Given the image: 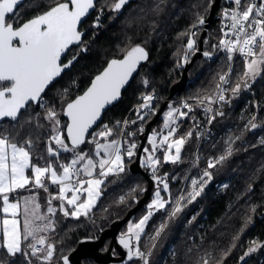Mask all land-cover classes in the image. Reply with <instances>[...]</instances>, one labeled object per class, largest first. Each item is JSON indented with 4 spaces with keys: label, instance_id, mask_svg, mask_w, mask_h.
<instances>
[{
    "label": "trees",
    "instance_id": "16d2710c",
    "mask_svg": "<svg viewBox=\"0 0 264 264\" xmlns=\"http://www.w3.org/2000/svg\"><path fill=\"white\" fill-rule=\"evenodd\" d=\"M103 1H97V7L82 24V27L87 30L83 41L81 44L71 47L63 62L72 60L73 56L76 59L73 60L71 69L46 90L42 96L44 106L35 102L31 103L24 118L20 120L21 126L19 127H16V122L13 121L5 120L0 123V128L7 127L13 132V142L22 143L25 139H35L36 145L31 149L33 163H36V159L41 156L53 160L54 163L56 160L61 163L70 159L72 154L64 152H61L59 158L48 157L46 141L49 139L51 130L49 122L44 119L46 110L50 107L55 111H60V119L64 124L67 123L64 115L67 103L88 87L93 76L100 72L111 58L122 57L132 47L143 45L148 50V59L143 62V68L139 70L137 76L135 75L136 79L134 77L123 91L120 101L106 111L103 120L93 130L97 132L98 129L103 128V125H108L114 129L113 137H109V139H113L121 131L116 125L117 121L122 122L127 117L128 121L137 120L136 112L139 108L135 110V106L139 103L142 95L152 93L159 95L161 93L160 97L167 98L174 82L176 83L181 78L186 63L184 62L182 65L181 54L183 49H186L189 35L196 27L199 30L203 29L198 25L199 20L209 15L214 2V0H134L120 12H114L111 10V5L115 0H111L109 7H103ZM55 2L56 0H25L17 8L16 18L12 22L15 26H19L27 19L48 10ZM218 13L219 11H217ZM97 17H99V26H94L97 23ZM217 19L216 17L210 24L205 47L207 45L208 48H213L212 45L218 44L222 37ZM177 36H179L178 40ZM146 38L149 43L145 41ZM117 42L121 46L117 44L118 46L115 47ZM176 44H178V49ZM158 45L160 46L158 47ZM121 47L123 48L121 49ZM104 57H106V61ZM208 58L203 57V59L199 58L195 61V65L189 70L190 80L187 84L189 87L186 85L175 96H198L197 98L214 96L219 77L222 74L221 70L223 72L226 69V59ZM219 60L221 62H218ZM236 63L231 74L228 101L224 104L223 109L216 111V115L214 114L215 119H213L212 127L214 130L216 129L215 135L204 141L199 148L200 164H195L187 180L191 159L199 147L197 137L199 123L204 118L205 112L200 103L193 102V111L187 118L179 121V131L176 134L180 136L188 131L192 132L191 138L188 139L189 143L186 142L187 144L182 149L180 161L176 164L162 163L155 172V177L167 179L171 202L166 209L153 215L145 233L141 236L139 246L141 251L145 250V253H150L149 264H203L204 260H208L209 264H264V247L245 256L248 248L253 246V241L264 244V73L248 87L234 94L231 89L242 82L241 77L245 71L244 60L240 59ZM149 69L151 70L149 71ZM141 78H144L145 82ZM139 81L141 83H138ZM146 85L148 91L145 89ZM203 92L208 95H203ZM161 103H152L155 112ZM220 112H223L221 117L218 115ZM153 116H147L146 122L137 121V124L126 125L123 141L135 142L138 145L140 142L138 128L141 125L142 127L146 126ZM253 117H255L254 120ZM29 119H31V123L28 122ZM162 123L163 117H160L153 124L152 130L159 129L158 127ZM193 123L196 125L194 126ZM252 123H255L257 127L252 128ZM191 125L193 127L189 130ZM129 132H136V135L129 137L127 135ZM69 146L71 147L70 142ZM80 149L90 150V153L93 154L94 144L86 142L85 145L80 146ZM229 149H231V155H228ZM158 152L160 154L157 153V157L161 155L162 158L163 149ZM221 156H225L226 159L209 170L211 179L207 180L200 195L192 200L189 195L192 193L191 181L200 175L198 165L206 167L210 161H216ZM135 157L136 155L131 160L125 157V171L117 175H110L105 180V184L102 185V195L87 217L81 216L79 219L64 217L62 212L57 211L55 231L49 234V242L56 245V252L50 264H63L61 257L68 255L81 239L98 237L115 220L123 217L142 197L148 181L141 173L130 170L129 166ZM40 161V164L44 163V160ZM143 166L153 175L149 167ZM223 182H227V186L221 190L220 186ZM161 185L158 184L154 191ZM49 190L54 191V187ZM180 194L181 197H184L181 200L182 210L175 217L168 219L169 212ZM40 197L47 205L49 196L43 190L40 191ZM145 209L146 205L139 209L132 218L139 216ZM166 221L167 226L164 231L159 237H155L158 224ZM127 223L122 225L120 236L126 233ZM109 242L110 239L101 248L102 252L106 251ZM27 243L25 242V244ZM25 251L29 252L28 248H25ZM29 259H32V264H49V262L31 256L28 259L20 254L11 257L6 250L0 249V261L3 264H28ZM85 263L101 264L94 257L85 258ZM116 264L143 263L142 260L134 257L132 260L127 259Z\"/></svg>",
    "mask_w": 264,
    "mask_h": 264
},
{
    "label": "snow or ice",
    "instance_id": "6c2138e0",
    "mask_svg": "<svg viewBox=\"0 0 264 264\" xmlns=\"http://www.w3.org/2000/svg\"><path fill=\"white\" fill-rule=\"evenodd\" d=\"M18 3H22V0H0V121L16 122V127L21 126L20 120L24 118L31 103L44 106L42 94L76 59L73 56L72 60L63 63L61 57L72 45L81 44L84 37V32L80 30L81 22L90 10L97 7V0H56L54 6H50L48 10L22 25L14 26L12 21L16 18ZM128 3L129 0H115L111 10L120 12ZM223 16L229 21L225 26L228 30L222 29V37L213 47L221 48L228 53L229 61L236 54L244 58L245 71L241 80L243 86L248 87L250 81L264 73V0H259V3L256 0H231V7L224 10ZM98 20L99 17L94 26H99ZM199 23L203 24L204 20L201 18ZM195 35L196 33H192V37L187 41L186 47L189 52L196 50V41L193 38ZM203 55L210 57L212 53L205 51ZM147 59L148 53L145 48L137 45L127 51L123 59L111 60L83 95L67 103L65 110V115L69 118L67 123L62 125L59 113L53 108L47 109L44 119L49 122L51 130L46 142L48 157L59 158L61 152L71 153L67 162L60 163L56 160L54 163L53 160L41 156L33 163L32 139H25L22 143L13 142V132L7 127L0 128V213L3 214V218L0 219L3 240L0 248L6 250L8 255L16 257L20 254L26 259L29 256L36 257L50 264L56 252V245L49 242V238L43 233L55 231L56 222L53 217L57 211L62 212L64 217L75 219L87 217L102 195L105 180L110 175L125 171V157L131 160L136 155L137 143L109 139L113 137L114 129L108 125H103L99 132L89 130L100 119L106 106L119 98L121 89L138 65ZM184 60L187 62V53ZM230 71L231 68L228 73L219 77L221 84L229 82ZM221 84L217 85L218 89L221 88ZM240 90L239 83L231 89L234 94ZM224 91L227 89L217 93L219 101L226 100ZM154 99L153 95L144 96L136 112L137 120L116 122L121 133L125 125L137 124V121H145L147 116L155 114L151 103ZM204 99L209 105L216 102L211 97ZM200 103H204V100ZM192 111L193 108L187 101L182 102L179 107L170 105L169 110L163 114V129L166 130V134L152 132L147 140L151 147L142 149L143 153L147 154L145 165L152 170L154 179L163 185L165 191L169 188L167 179L155 177V172L162 163L176 164L180 161L181 151L191 138L192 132L177 136L179 121L187 118ZM206 111L212 112L211 106ZM219 115H223V112ZM210 119H215V116ZM28 122L31 123V119ZM251 127L256 128L257 125L252 123ZM138 130L140 133L144 132L142 126ZM127 135L134 137L136 132H129ZM86 142L94 144V156L98 159L80 149ZM161 149L162 158L156 156ZM228 155H231V149ZM224 159L226 157L221 156L214 162L210 161L208 167L214 168L216 163ZM40 160H44L45 163L40 164ZM203 177L210 180L211 173L205 171ZM198 183L200 182L196 179L191 181L193 192L189 195L192 200L203 191V183L200 184L199 190H196ZM50 185H55L58 190L49 193ZM34 190L49 193L46 213L41 212L39 193ZM21 191L30 194L17 195ZM179 199L183 200L184 197ZM53 201L60 203L53 206ZM170 202V199L163 197L157 190L155 198L147 206L146 214L137 222L130 224L127 232L119 238V243L128 250L129 260L135 257L142 260L143 264H149L150 253L141 251L139 246L141 235L153 215L165 209ZM177 203L179 205V201ZM181 210L180 206L175 207L169 219L175 217ZM166 226L162 223L155 232V237H159ZM253 245L255 246L248 248L245 256L264 247V244H256L255 241ZM25 248L31 251H25ZM61 259L63 264H69L67 256ZM0 264L3 262L0 261ZM28 264H32L30 259ZM203 264H209L208 260H204Z\"/></svg>",
    "mask_w": 264,
    "mask_h": 264
},
{
    "label": "water",
    "instance_id": "95a60500",
    "mask_svg": "<svg viewBox=\"0 0 264 264\" xmlns=\"http://www.w3.org/2000/svg\"><path fill=\"white\" fill-rule=\"evenodd\" d=\"M25 0H22V3L24 2ZM98 1V0H97ZM132 1L134 0H129V3H131ZM221 0H214L212 6H211V9H210V13L207 17H203L202 19L204 20V23L203 24H200L198 23L199 26H202L203 27V31L200 35V38L198 40V45H197V40L195 37H193L196 41V44H195V49L196 47L198 46V50L193 54L192 58L189 59L184 67H183V70H182V75H181V78L172 85L171 87V91H170V94L168 96V98L166 100L163 101V103L160 105V107L158 108V110L155 112L154 116L147 122L146 126H145V129H144V132L143 133H140L139 136H140V142H139V145H138V148H137V153H136V157L134 159V161L130 164L129 168L130 170H132L133 172H138V173H141L142 175H144L148 181L147 183V186L144 190V194L142 195L141 198H139L135 205H133L127 212L126 214L115 220L110 227H108L107 229L103 230L102 233L96 237V238H84V239H81L78 243V245L72 250L70 251V253L68 255H66L68 258H69V264H86L85 263V258L87 257H94L96 259H98L101 264H112V263H121V262H124L126 261L125 258H128L127 257V249L124 250L123 248V245H121L119 243V238L121 237L119 235V232H120V229L122 227V225H124L125 223H127L134 214H136V212L141 209L143 206H145L151 199L152 195H153V191H154V188L158 187V183H157V179H154V176L149 173L142 165V162H141V159H142V154H143V151L142 149L146 146V143H147V140L149 138V135L151 133V130H152V126L153 124L160 118L162 117L163 115V112H164V109L166 108V106L168 105V102L171 98H173L178 92L182 91L185 86L188 84L189 82V70L190 68L194 65L195 61L199 58H202L203 57V49H204V44H203V41H204V38L205 36L207 35V31L209 29V26L210 24L214 21L215 19V16H216V12H217V9L219 7V4H220ZM22 3H18L17 4V7H16V10L17 8L22 4ZM128 3V4H129ZM126 4L124 6V8L128 5ZM95 9L93 10H90L89 14L82 20L81 22V25L83 22H85V20L93 13ZM35 17V16H34ZM32 17V18H34ZM30 18V19H32ZM28 19V20H30ZM26 20V21H28ZM24 21V22H26ZM23 22V23H24ZM23 23H21L20 25H22ZM14 24V23H13ZM80 25V26H81ZM15 26V24H14ZM84 32V35H85V31ZM192 33L193 31H191L190 35H189V38L192 37ZM188 38V39H189ZM187 45V44H186ZM73 46V45H72ZM71 46V47H72ZM141 47H144L143 45H139ZM70 47V49H71ZM145 48V47H144ZM69 49V50H70ZM145 50L147 51L148 53V50L145 48ZM69 52V51H68ZM67 52V53H68ZM67 53L65 55H63L61 57V60L63 61V58L67 55ZM126 55V54H125ZM123 55L122 57H113L111 58L108 63L106 64V66L100 71L98 72L97 74H95L90 82V84L88 85V87L79 95H77L74 99H76L78 96L80 95H83L85 91H87V89L91 86V83L93 82V80L95 79V77L99 74H101L105 68L108 66V64L110 63L111 60L113 59H123L124 56ZM68 62V61H67ZM67 62H64V63H67ZM144 61H142L138 67L136 68V70L132 73L131 77L129 78L128 82L124 85V87L121 89V93H120V96L117 100L113 101L111 104L107 105L106 108L103 110L102 114H101V117L100 119L96 122L95 125H93V128L90 129L89 131L91 132L96 126H98V124L103 120V117H104V114L106 113V111L112 107L114 104L118 103L120 101V99L122 98V95H123V91L129 86L130 82L133 80V78L135 77V75L139 72L142 64H143ZM73 64V62H72ZM72 64L70 67L66 68L59 77L56 78L55 81H53L52 84H54L57 80H59L62 75L68 71L69 69H71L72 67ZM51 84V85H52ZM49 85V87L51 86ZM48 87V88H49ZM47 88V89H48ZM46 89V90H47ZM45 90V92H46ZM44 94H42L43 96ZM73 99V100H74ZM72 100V101H73ZM71 101V102H72ZM70 103V102H69ZM66 110V108H65ZM64 115H65V112H64ZM66 119H67V122L69 120V118L65 115ZM2 121H0L1 123ZM159 178V177H157ZM110 239V243L106 249V251L102 252L101 251V248L105 245L106 241ZM114 249H118L119 252H120V256H118V258H115L114 254H113V250Z\"/></svg>",
    "mask_w": 264,
    "mask_h": 264
},
{
    "label": "built area",
    "instance_id": "2783aa9c",
    "mask_svg": "<svg viewBox=\"0 0 264 264\" xmlns=\"http://www.w3.org/2000/svg\"><path fill=\"white\" fill-rule=\"evenodd\" d=\"M256 2L259 3V0H256ZM229 7H231V0H221V2L219 4V7L217 9V11H219V13L217 14V12H216L215 18L216 17L218 18V22H219V26H220L221 32H222V29L224 31L228 30L225 26L229 23V21H227L224 18L223 12H224L225 9H227ZM193 33H196L195 29H194ZM195 38L197 40L196 36H195ZM197 43H198V40H197ZM207 52L212 53V55L210 57L209 56H205V57L214 58V59H216V58L217 59L225 58L226 59V64H227V70H226L225 73H228L230 68H231V71H230V74H229V82L227 84H221V81L219 82V84H221V88L220 89L217 88L216 95L213 98L214 100H216L215 103L209 105L207 100H205L204 98H197V97L190 98L188 100L191 103L190 104L191 106H192V102L200 103L201 100H204V103H202V104L200 103V104L204 107L205 112H204V118L199 123V129H198L199 147H198L194 157L191 159V166H190L189 171H188L187 180L190 177V174L192 172L193 167H195V164H199L198 153H199L200 146L202 145V143L204 141L208 140L211 136L215 135L216 131L212 127L213 119H210V118L212 116H214L216 111H220L224 107V104L228 101L229 90H230V77H231V74H232V72H233V70L235 68V64L240 59L244 60L243 57L239 56V54H236L234 56V58L231 61H229L228 58H227L228 57V53H226L221 48H216L215 51H207ZM186 53H187V61H188L191 58V54H193V51L189 52L187 47H186L185 53H184V55H182L183 65H184V62H185L184 56H185ZM224 89H227V91H224V95L226 96V100L225 101H219L218 97H217V93L222 91V90H224ZM153 102L154 101H152L151 103H153ZM141 104H142V102L139 101V103L135 106V108H139V106ZM209 106H211L212 112L206 111V109ZM192 108H193V106H192ZM125 120H128V117L125 118L123 121H125ZM125 126H124V129H125ZM117 139H120L123 142V133H121V131H120L119 135L117 136ZM212 161L214 162L215 160H212ZM216 165H217V163H216ZM198 166H200V165H198ZM203 167H198V172L200 173V175L196 178V180H198L200 183H198L197 186H196V190L197 191L200 188V184L203 183V187H204L205 184L207 183V180H208L207 177H203V173L205 171H208L209 167H207V166L204 167V168ZM202 177H203V179H201ZM205 181H206V183H204ZM192 191H193V186H192ZM53 203H54V201H53ZM53 219H55V217H53ZM46 234H48V232ZM142 263H143V261H142Z\"/></svg>",
    "mask_w": 264,
    "mask_h": 264
},
{
    "label": "rangeland",
    "instance_id": "374dc122",
    "mask_svg": "<svg viewBox=\"0 0 264 264\" xmlns=\"http://www.w3.org/2000/svg\"><path fill=\"white\" fill-rule=\"evenodd\" d=\"M110 2H111V0H104L103 2H102V6L103 7H109V5H110ZM195 30H196V37H197V40H199V38H200V35H201V33H202V31H203V29L202 30H199L198 29V27H196V28H194ZM194 31V30H193ZM207 37H208V31H207V35L205 36V38H204V41H203V44H206V39H207ZM197 45H198V43H197ZM205 46V45H204ZM197 49L196 50H194L193 51V54L198 50V46L196 47ZM205 49H203V53L205 52V51H211V50H213V51H215V49L216 48H212V47H204ZM184 53H185V50H183L182 51V54H181V58H182V55H184ZM193 54H191V58H192V56H193ZM203 57H204V55H203ZM202 57V58H203ZM190 58V59H191ZM201 59V58H200ZM181 61H182V65H183V60L181 59ZM226 66H227V64H226ZM226 70H227V67H226V69H225V71L221 74V75H223L225 72H226ZM233 73V72H232ZM220 75V76H221ZM256 78H258V77H256ZM230 79H231V77H230ZM219 82H220V80H219ZM219 82H218V84H219ZM253 81H250L249 82V85L252 83ZM241 84V89H245L246 87H244L243 86V81L240 83ZM216 91H217V88H216ZM216 91H215V93H214V96L213 97H211V98H214L215 97V95H216ZM147 95H153L154 97H155V99L154 100H156V101H154L153 103H155V102H162L163 103V101L164 100H166L167 98H162V97H160V96H158V94L156 95V93H152V94H147ZM144 96H146V95H142L141 97H140V99L143 97L144 98ZM143 98L140 100V102H143ZM190 98H194V97H184L183 95H181L180 97L179 96H174L173 98H171L170 100H169V102H168V105L166 106L167 108H165L164 109V112H163V114L165 113V112H167L168 110H169V106H170V104H171V106L172 107H179V106H181L182 105V102H185V101H187L189 104H191L188 100L190 99ZM161 103V104H162ZM176 103V104H175ZM193 103V102H192ZM160 104V105H161ZM160 107V106H159ZM57 113H59V119H60V111H56ZM162 117H163V115H162ZM61 120V119H60ZM61 124L63 125L64 123H63V121L61 120ZM100 130H102V128H100V129H98L97 130V132H99ZM155 130H157V129H155ZM154 131V130H153ZM152 130H151V133L153 132ZM150 133V134H151ZM150 136V135H149ZM116 139H117V136L115 137ZM32 141H33V146H32V148H34L35 147V145H36V141H35V139H32ZM139 145V144H138ZM148 146V143H146V146L145 147H147ZM150 148V147H149ZM162 150V149H161ZM85 152H88L89 154H91L90 153V150H84ZM182 152V151H181ZM93 153H94V151H93ZM158 153V152H157ZM157 153H156V156H157ZM93 155V158L94 159H98L97 157H95L94 156V154H92ZM146 153H143V155H142V159H141V162H142V165H145V157H146ZM61 163H64V162H61ZM146 166V165H145ZM144 167V166H143ZM147 167V166H146ZM198 167H203V166H198ZM208 167V166H207ZM145 168V167H144ZM204 168V167H203ZM211 168H208V172H209V170H210ZM83 178H86V177H83ZM169 184V183H168ZM226 186H227V182H223V183H221V190H224L225 188H226ZM51 187H53L52 185H50L49 186V189L51 188ZM204 188V187H203ZM157 190H159L160 192H161V195L163 196V197H165L166 199H170L171 200V197L169 196V188H168V190L167 191H165L164 189H163V185H161L159 188H157L154 192H153V195H152V197H151V199H150V201L146 204V209L144 210V211H142V213L139 215V216H137V217H134V218H132L131 220H129L128 221V223H127V226H126V232H127V230H128V227H129V225L130 224H132V223H135V222H137L143 215H145L146 214V211H147V206H148V204L149 203H151V201L155 198V192L157 191ZM49 191H51V190H49ZM163 191H165V193H163ZM193 192V191H192ZM181 194H182V192H181ZM181 194H180V197H181ZM179 197V198H180ZM39 198H41V197H39ZM177 199V201H179V206L181 207V205H182V201L180 200V199ZM41 201H42V199H41ZM98 201V200H97ZM177 201L175 202V204L173 205V208L170 210V212H169V215H168V219H169V217H170V214H171V212L175 209V207H177L178 206V203H177ZM181 201V202H180ZM57 202L58 203H60L59 201H54V203H53V206H56L57 205ZM42 203H43V206L45 207V213H46V208H47V205L42 201ZM97 203V202H96ZM96 205V204H95ZM68 207V206H67ZM166 209V208H165ZM162 210H164V209H162ZM126 214V213H125ZM57 216V215H56ZM56 216H55V219H54V221L56 222ZM133 217V216H132ZM167 220V219H166ZM168 221V220H167ZM167 221L164 223V222H160L159 224H158V226H157V229L159 228V226L162 224V223H164V224H167ZM149 223V222H148ZM55 228H56V225H55ZM146 229H147V227H146ZM146 229H145V231H146ZM52 231H49L48 232V234H46V233H43V235H46L48 238H49V234L51 233ZM145 233V232H144ZM143 233V234H144ZM142 234V235H143ZM141 235V236H142ZM148 237V236H147ZM107 242V241H106ZM110 243V242H109ZM134 243H135V241H134ZM106 244V243H105ZM256 244H260L259 242H257ZM253 246H255V245H253ZM29 250V252L31 251L30 249H28ZM117 250V249H116ZM145 251V250H144ZM117 253V252H116ZM113 254H114V250H113ZM147 254V253H146ZM126 260L128 259V258H125ZM32 260V259H31ZM114 264H116V262L114 263Z\"/></svg>",
    "mask_w": 264,
    "mask_h": 264
},
{
    "label": "bare ground",
    "instance_id": "6f19581e",
    "mask_svg": "<svg viewBox=\"0 0 264 264\" xmlns=\"http://www.w3.org/2000/svg\"><path fill=\"white\" fill-rule=\"evenodd\" d=\"M167 16H169V15H167ZM168 18H169V17H168ZM217 20H218V19H217ZM209 27H210V26H209ZM178 37H179V36H177V40H178ZM218 37H219V36H218ZM218 37H216V38L219 39ZM149 38H150V37H149ZM173 38H175V37H173ZM183 38H184V37H183ZM164 39H165V38H164ZM171 39H172V38H171ZM175 39H176V38H175ZM175 39H174V40H175ZM184 39H185V38H184ZM154 40H155V39H154ZM154 40H153V41H154ZM166 40H167V39H166ZM177 40H175V41H177ZM145 41H148V43H149V40H147V38L145 39ZM175 41H174V42H175ZM212 41H215V40H212ZM132 42H133V41H132ZM154 42H155V41H154ZM167 42H168V41H167ZM169 42H170V41H169ZM169 42H168V43H169ZM210 42H211V41H210ZM215 42H217V41H215ZM218 42H219V41H218ZM134 43H135V42H134ZM136 43H137V42H136ZM171 43H172V42H171ZM176 43H177V42H176ZM179 43H180V42L178 41V44H179ZM117 44H119V43L117 42V43L115 44V47L118 46ZM123 44H124V43H123ZM159 44L161 45V42H160ZM178 44H176V48H177V45H178ZM119 45L121 46V44H119ZM160 45H158V47H159ZM165 45H166V43H165ZM169 45L172 46V44H169ZM204 45H205V44H204ZM82 46H83V45H82ZM122 46H123V45H122ZM179 46H181V45H179ZM212 46H213V45H212ZM126 47H127V46H126ZM150 47H151V46H150ZM150 47H149V48H150ZM156 47H157V46H156ZM158 47H157V49H158ZM204 47H205V46H204ZM206 47H207V45H206ZM122 48H123V47H121V49H122ZM173 49H174V48H173ZM177 49H178V48H177ZM196 49H197V48H196ZM204 49H205V48H204ZM183 50H184V49H183ZM174 51H175V50H174ZM180 51H181V50H180ZM211 51H213V50H211ZM149 52H150V51H149ZM118 53H120V52H118ZM175 54H177V53H175ZM118 55H120V54H118ZM174 56H175V55H174ZM179 57H180V56H179ZM204 57H205V56H204ZM105 58H106V57H104V60H105ZM169 58H170V57H169ZM181 59H182V58H181ZM202 59H203V58H202ZM208 59H209V58H208ZM213 59H214V58H213ZM177 60H178V59H177ZM224 60H225V59H224ZM105 61H106V60H105ZM170 61H171V60H170ZM221 61H222V59H221ZM221 61L219 60L218 62H221ZM147 62H150V61H147ZM152 62H153V60H152ZM222 62H224V61H222ZM177 63H178V62H177ZM180 63H181V61H180ZM101 64H102V63H101ZM150 64H152V63H150ZM175 64H176V63H175ZM178 64H179V63H178ZM207 64H208V63H207ZM223 64H225V62H224ZM236 64H237V63H236ZM168 65H169V64H168ZM173 65H174V64H173ZM194 65H195V64H194ZM102 66H103V65H102ZM143 66H144V65H143ZM147 66H148V65H147ZM169 66H172V65H169ZM174 66H176V65H174ZM198 66H199V65H198ZM100 67H101V66H100ZM177 67H178V66H177ZM206 67H207V66H206ZM219 67H221L220 64H219ZM224 67H225V65L223 66V68H224ZM226 67H227V66H226ZM141 68H143V67L141 66ZM141 68H140V69H141ZM146 68H147V67H146ZM171 68H172V67H171ZM192 68H193V67H192ZM205 69H207V68H205ZM208 69H209V67H208ZM208 69H207V70H208ZM142 70H145V69H142ZM150 70H151V69H149V71H150ZM152 70H153V69H152ZM179 71H180V69H179ZM87 72H88V71H87ZM97 72H98V71H97ZM142 72H143V71H142ZM142 72H141V73H142ZM147 72H148V70H147ZM180 72H181V71H180ZM180 72H178V73H180ZM223 72H224V71H223ZM223 72H222V70H221V73H223ZM199 73H200V72H199ZM137 74H138V73H137ZM150 74H151V73H150ZM202 74H203V73H202ZM169 75H170V74H169ZM205 75H206V74H205ZM136 76H137V75H136ZM146 76H147V73H146ZM175 76H176V75H175ZM175 76H174V77H175ZM232 76H233V75H232ZM149 77L151 78V76H149ZM176 77H177V76H176ZM215 77H216V76H215ZM145 78H146V77H145ZM212 78L214 79L213 76H212ZM135 79H136V77H135ZM139 79H140V77H139ZM141 79H144V78H141ZM151 79H152V78H151ZM216 79H217V78H216ZM169 80H170V79H169ZM176 80H177V79H176ZM189 80H190V79H189ZM255 80H256V79H255ZM136 81H137V80H136ZM143 81L145 82V79H144ZM152 81H153V80H152ZM174 81H175V80H174ZM215 81H217V80H215ZM161 82H162V81H161ZM170 82H171V81H170ZM193 82H194V81H193ZM201 82H202V81H201ZM213 82H214V80H213ZM130 83H131V82H130ZM138 83H141V82L139 81ZM159 83H160V82H159ZM174 83H175V82H174ZM191 83H192V81H191ZM205 83H206V82H205ZM145 84H147V83H145ZM162 85H163V84H162ZM165 85H166V83H165ZM197 85H198V83H197ZM65 86H66V85H65ZM139 86H140V85H139ZM148 86H150V85H148ZM187 86H188V85H187ZM193 86H194V85H193ZM195 86H196V85H195ZM209 86H210V85H209ZM142 87L144 88L143 85H142ZM151 87H153V86H151ZM156 87H157V86H156ZM188 87H189V86H188ZM210 87H212V86H210ZM85 89H86V88H85ZM145 89H147V85H146ZM195 89H196V88H195ZM208 90H209V89H208ZM144 91H145V90H144ZM147 91H148V89H147ZM147 91H146V93H148ZM149 91H150V89H149ZM202 91H203V89H202ZM212 91H213V90H212ZM215 91H216V90H215ZM163 92H164V90H163ZM184 92H185V91H184ZM197 92H198V91H197ZM200 92H201V91H200ZM216 92H217V91H216ZM141 93H143V92H141ZM149 93H150V92H149ZM201 93H202V92H201ZM213 93H214V92H213ZM139 94H140V91H139ZM160 94H161V93H160ZM160 94H159V95H160ZM190 94H191V93H190ZM206 94L208 95V93H206ZM206 94H204V92H203V95H206ZM156 95H157V94H156ZM159 95H158V96H159ZM180 95H181V94H180ZM192 95H193V94H192ZM203 95H202V96H203ZM207 95H206V96H207ZM183 96H184V95H183ZM185 96H186V95H185ZM190 96H191V95H190ZM163 97H164V96H163ZM179 97H180V96H179ZM187 97H188V95H187ZM192 97H193V96H192ZM197 97H198V96H197ZM142 98H143V97H142ZM142 98H141V99H142ZM200 98H201V97H200ZM138 100H139V99H138ZM154 101H156V100H154ZM157 103H159V102L157 101ZM175 104H176V103H175ZM170 105H171V104H170ZM195 105H196V104H195ZM154 106H155V105H154ZM226 106H227V105H226ZM199 107H200V106H199ZM199 107H198V108H199ZM228 107H229V104H228ZM154 108H156V107H154ZM166 108H167V107H166ZM137 109H138V108H137ZM167 109H168V108H167ZM222 109H223V108H222ZM135 110H136V108H135ZM201 110H202V109H201ZM203 110H204V109H203ZM46 111H47V110H46ZM202 113H203V112H202ZM217 113H218V112H217ZM43 114H44V112H43ZM190 115H191V114H190ZM215 115H216V114H215ZM218 115H219V114H218ZM217 117H218V116H217ZM217 117H216V118H217ZM219 117H221V116L219 115ZM219 117H218V119H220ZM191 118H192V117H191ZM195 118H196V117H195ZM163 119H164V118H163ZM199 120H200V119H199ZM220 120H222V119H220ZM196 121H197V120H196ZM159 122H160V121H159ZM215 122H216V120H215ZM155 123H156V122H155ZM140 124H141V123H140ZM143 124H144V123H143ZM179 124H180V123H179ZM193 124H194V123H193ZM161 125H162V124H161ZM195 125H196V123L194 124V126H195ZM212 125H213V124H212ZM139 126H140V125H139ZM141 126H142V125H141ZM144 126H145V125H144ZM144 126H143V127H144ZM155 127H156V126H155ZM155 127H154V128H155ZM191 127H193V126L191 125L190 128H189V130H191ZM156 128H157V127H156ZM158 128H159V127H158ZM215 130H216V129H215ZM152 131H153V130H152ZM186 131H187V130H186ZM42 132H44V130H42ZM159 132H160V131H159ZM193 133H194V132H193ZM165 134H166V133H165ZM47 135H48V134H47ZM179 135H180V134H179ZM183 135H184V133H183ZM194 135H195V134H194ZM194 137H195V136H194ZM197 137H198V136H197ZM219 137H220V136H219ZM45 138H46V137H45ZM215 138H216V137H215ZM47 139H48V138H47ZM47 139H46V140H47ZM198 139H199V138H198ZM46 140H45V141H46ZM193 140H194V139H193ZM46 142H47V141H46ZM187 142L189 143V140H188ZM194 142H195V141H194ZM185 144H187V143H185ZM204 144H205V143H204ZM84 145H85V144H84ZM147 147H148V146H147ZM184 149H185V148H184ZM185 150H186V149H185ZM186 151H187V150H186ZM158 153L160 154V152H158ZM183 154H184V153H183ZM183 154H182V156H183ZM142 155H143V154H142ZM158 157H159V156H158ZM160 157H161V155H160ZM180 159H181V158H180ZM187 160H188V159H187ZM202 160H203V159H202ZM36 161H37V159H36ZM40 162H41V161H40ZM43 162L45 163V161H43ZM201 163H202V162H201ZM204 163H205V161H204ZM42 164H43V163H42ZM199 164H200V163H199ZM202 165H203V164H202Z\"/></svg>",
    "mask_w": 264,
    "mask_h": 264
},
{
    "label": "crops",
    "instance_id": "0c3cea01",
    "mask_svg": "<svg viewBox=\"0 0 264 264\" xmlns=\"http://www.w3.org/2000/svg\"><path fill=\"white\" fill-rule=\"evenodd\" d=\"M163 118H164V115H163ZM163 121H164V119H163ZM154 131H156V132H159L160 131V133H162V134H165L166 133V130L165 129H163V123H162V125L159 127V129H157V130H154ZM153 131V132H154ZM151 135V134H150ZM150 137V136H149ZM101 143H103V142H101ZM148 147H151L149 144H148ZM84 151V150H83ZM94 154V153H93ZM53 187H54V191H49V193H52V192H55V191H57L58 189H57V187L55 186V185H52ZM34 191H36V192H38L39 193V195H38V202L41 204V212H44L45 213V207L43 206V203H42V201H41V198H39L40 197V191L41 190H34ZM49 193H46L48 196H49ZM30 193L29 192H27V191H21L20 193H18L17 195H19V196H23V195H29ZM69 195H71V193H69ZM58 203V202H57ZM66 207H67V205H65ZM68 207H70V206H68ZM3 218V214L2 213H0V219H2ZM21 220H22V217H21ZM3 242V240H2V233H0V243H2ZM1 249V248H0Z\"/></svg>",
    "mask_w": 264,
    "mask_h": 264
},
{
    "label": "flooded vegetation",
    "instance_id": "af4514ba",
    "mask_svg": "<svg viewBox=\"0 0 264 264\" xmlns=\"http://www.w3.org/2000/svg\"><path fill=\"white\" fill-rule=\"evenodd\" d=\"M53 6H54V5H53ZM42 13H43V12H42ZM39 14H41V13H39ZM39 14H38V15H39ZM33 17H34V16H33ZM31 18H32V17H31ZM29 19H30V18H29ZM87 19H88V18H87ZM87 19H86V20H87ZM27 20H28V19H27ZM86 20H85V21H86ZM83 23H84V22H83ZM83 23H82V24H83ZM80 30L85 31V34H86V31H87V30L85 29V27H82V25L80 26ZM84 36H85V35H84ZM83 38H84V37H83ZM82 41H83V40H82ZM73 46H75V45H73ZM73 46H72V47H73ZM67 54H68V53H67ZM63 59H64V58H63ZM62 62H63V61H62ZM63 63H64V62H63ZM123 248H124V247H123ZM124 250H126V249L124 248ZM116 252H118V250L114 249V256H115V258H118V256H120V252H118V253H116ZM127 252H128V251H127ZM127 257H128V253H127ZM112 264H114V263H112Z\"/></svg>",
    "mask_w": 264,
    "mask_h": 264
}]
</instances>
